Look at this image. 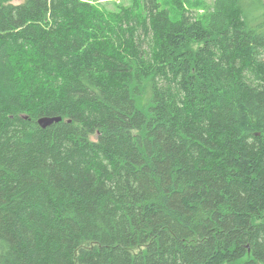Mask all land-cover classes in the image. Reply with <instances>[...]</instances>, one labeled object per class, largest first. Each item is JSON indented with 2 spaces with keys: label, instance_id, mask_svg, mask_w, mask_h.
Returning a JSON list of instances; mask_svg holds the SVG:
<instances>
[{
  "label": "trees",
  "instance_id": "16d2710c",
  "mask_svg": "<svg viewBox=\"0 0 264 264\" xmlns=\"http://www.w3.org/2000/svg\"><path fill=\"white\" fill-rule=\"evenodd\" d=\"M9 1L0 264H264V0Z\"/></svg>",
  "mask_w": 264,
  "mask_h": 264
},
{
  "label": "rangeland",
  "instance_id": "374dc122",
  "mask_svg": "<svg viewBox=\"0 0 264 264\" xmlns=\"http://www.w3.org/2000/svg\"><path fill=\"white\" fill-rule=\"evenodd\" d=\"M163 6L167 7L173 17H178L180 7L187 10V15L196 19L202 18L207 13L211 12L214 5V0H160ZM9 3L17 5L23 3V0H10ZM123 4L126 9H131L132 0H102L95 3L96 6L106 10V16H112L116 12V6ZM203 9V11H201ZM93 139V138H92Z\"/></svg>",
  "mask_w": 264,
  "mask_h": 264
},
{
  "label": "water",
  "instance_id": "95a60500",
  "mask_svg": "<svg viewBox=\"0 0 264 264\" xmlns=\"http://www.w3.org/2000/svg\"><path fill=\"white\" fill-rule=\"evenodd\" d=\"M61 120H62L61 117H40L37 119V125L41 129H45L51 126L52 124L60 123Z\"/></svg>",
  "mask_w": 264,
  "mask_h": 264
},
{
  "label": "clouds",
  "instance_id": "9594fccd",
  "mask_svg": "<svg viewBox=\"0 0 264 264\" xmlns=\"http://www.w3.org/2000/svg\"><path fill=\"white\" fill-rule=\"evenodd\" d=\"M201 11H203V9Z\"/></svg>",
  "mask_w": 264,
  "mask_h": 264
}]
</instances>
